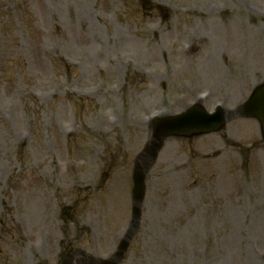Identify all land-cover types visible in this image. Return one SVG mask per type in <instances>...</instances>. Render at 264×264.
<instances>
[{"label":"rangeland","instance_id":"1","mask_svg":"<svg viewBox=\"0 0 264 264\" xmlns=\"http://www.w3.org/2000/svg\"><path fill=\"white\" fill-rule=\"evenodd\" d=\"M263 82L264 0H0V264L111 257L152 117ZM145 179L119 264H264L256 120L167 137Z\"/></svg>","mask_w":264,"mask_h":264},{"label":"water","instance_id":"2","mask_svg":"<svg viewBox=\"0 0 264 264\" xmlns=\"http://www.w3.org/2000/svg\"><path fill=\"white\" fill-rule=\"evenodd\" d=\"M247 110L249 113H255L258 116L262 117V124L264 129V88L257 90ZM223 122V114L218 113L216 116L206 117L202 109L196 108L182 118L167 119L158 123L155 128V136L159 139V135L161 133L163 134L161 135L163 138L170 134H188L195 130H216L220 128ZM159 146L160 143L155 145L153 156H155V151L159 148ZM141 180L142 177L136 180L135 193L138 199H140L142 192Z\"/></svg>","mask_w":264,"mask_h":264},{"label":"bare ground","instance_id":"3","mask_svg":"<svg viewBox=\"0 0 264 264\" xmlns=\"http://www.w3.org/2000/svg\"><path fill=\"white\" fill-rule=\"evenodd\" d=\"M191 87H193V85ZM191 87H189L187 90L189 91L191 89Z\"/></svg>","mask_w":264,"mask_h":264}]
</instances>
